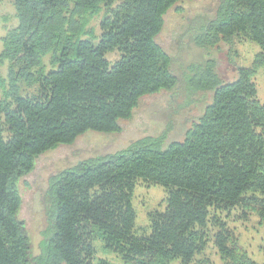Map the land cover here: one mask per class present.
<instances>
[{
    "label": "trees",
    "instance_id": "obj_1",
    "mask_svg": "<svg viewBox=\"0 0 264 264\" xmlns=\"http://www.w3.org/2000/svg\"><path fill=\"white\" fill-rule=\"evenodd\" d=\"M183 1L14 0L17 24L1 55L9 65L0 99V264H113L97 257L99 248L122 264H191L209 245L222 264H264L240 249L229 226L253 214L264 228V103L246 68L233 64L235 78L223 81L213 56L224 44L230 59L237 39L264 54V0H217L194 19L192 61L177 73L157 38ZM91 17L97 37L85 29ZM111 52L119 54L113 63ZM176 91L188 105L210 95L180 140L166 143L168 126L48 177L33 256L18 187L37 159L84 135H117L142 98ZM139 182L166 195L140 233L132 205ZM259 250L264 256V239Z\"/></svg>",
    "mask_w": 264,
    "mask_h": 264
},
{
    "label": "rangeland",
    "instance_id": "obj_2",
    "mask_svg": "<svg viewBox=\"0 0 264 264\" xmlns=\"http://www.w3.org/2000/svg\"><path fill=\"white\" fill-rule=\"evenodd\" d=\"M217 0H190L179 3L181 10L172 9L165 17L163 32L157 38L158 44L175 60L173 68L178 73L179 65L185 66L192 61L193 52L191 43L186 37L190 23L198 18L213 12ZM16 8L14 0H0V99L7 91L6 72L9 65L2 53L9 54L6 50L4 38L17 24ZM85 29L93 28L94 36L99 35L98 18H90ZM79 30H75V35ZM83 38L87 34L83 33ZM9 43L8 45H12ZM10 47V46H9ZM229 47L221 44L214 50L213 56L217 62V72L223 81H231L235 78L233 64L246 68L249 78L256 86L257 98L264 103V54L260 48L249 42L237 39L231 48L232 54L228 57ZM53 53L50 49V54ZM6 58L7 55L5 56ZM49 57L43 58L47 70L54 69ZM119 57L117 52L108 53L106 58L110 63ZM231 61V62H230ZM209 94L204 98L196 96L195 102L186 104L183 96L176 91L173 93L160 92L146 96L140 100L135 108L131 120L121 124L122 131L117 135L98 137L84 135L79 137L70 147L58 149L40 156L34 170L19 183L21 195V207L19 217L26 225L29 233L33 256L39 253V244L42 240V232L45 228V216L42 206V195L46 188V180L52 174L70 166L78 160L103 155L127 146L131 141L142 136L157 135L163 129L169 128L166 143L180 140L190 124L194 122L202 112ZM198 99H200L198 101ZM180 105V107H178ZM165 191L158 186H149L142 182L137 183L132 196V205L136 213L135 228L137 232L147 231L148 213L163 211L166 206ZM234 239H237L239 247L257 263H264V256L259 250L264 239V228L259 224L253 214L246 221L233 220L229 223ZM97 257L107 258L113 264H122L111 254H104L100 248ZM222 264L216 250L209 245L202 255L196 256L191 264Z\"/></svg>",
    "mask_w": 264,
    "mask_h": 264
}]
</instances>
